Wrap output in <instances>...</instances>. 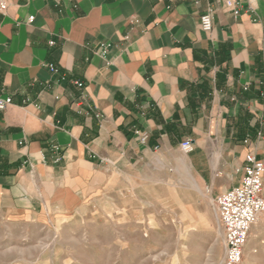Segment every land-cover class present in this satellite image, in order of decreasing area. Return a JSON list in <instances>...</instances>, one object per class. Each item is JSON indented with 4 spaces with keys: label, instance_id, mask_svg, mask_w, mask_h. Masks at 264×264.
<instances>
[{
    "label": "crops",
    "instance_id": "crops-1",
    "mask_svg": "<svg viewBox=\"0 0 264 264\" xmlns=\"http://www.w3.org/2000/svg\"><path fill=\"white\" fill-rule=\"evenodd\" d=\"M227 1L8 0L0 212L32 213L58 174L129 168L186 138L213 196L238 186L248 152L264 161V0H236L238 15Z\"/></svg>",
    "mask_w": 264,
    "mask_h": 264
},
{
    "label": "rangeland",
    "instance_id": "rangeland-1",
    "mask_svg": "<svg viewBox=\"0 0 264 264\" xmlns=\"http://www.w3.org/2000/svg\"><path fill=\"white\" fill-rule=\"evenodd\" d=\"M58 174L32 213L0 212V264H219L213 195L180 148ZM80 174V175H75ZM239 264H264V218Z\"/></svg>",
    "mask_w": 264,
    "mask_h": 264
},
{
    "label": "built area",
    "instance_id": "built-area-1",
    "mask_svg": "<svg viewBox=\"0 0 264 264\" xmlns=\"http://www.w3.org/2000/svg\"><path fill=\"white\" fill-rule=\"evenodd\" d=\"M227 7L234 14H239L236 0H228ZM8 9V0H0V17ZM213 13L214 8L210 6L200 17V28L205 32L213 29ZM50 44L54 45L55 41H50ZM48 67L52 72L58 71L55 63H48ZM76 84L83 87L81 81H76ZM12 103V96L0 94V112ZM142 140L146 141V136ZM55 148L58 149V146ZM180 149L186 153L192 152L193 140H182ZM242 170L243 177L238 186L213 197L215 211L224 231V255L219 264H239L242 261L251 230L264 214V161L254 152H248ZM207 189L211 192L210 188Z\"/></svg>",
    "mask_w": 264,
    "mask_h": 264
},
{
    "label": "trees",
    "instance_id": "trees-1",
    "mask_svg": "<svg viewBox=\"0 0 264 264\" xmlns=\"http://www.w3.org/2000/svg\"><path fill=\"white\" fill-rule=\"evenodd\" d=\"M254 132V133H253ZM252 133H247V137H252L255 133H257V131H253ZM6 158L2 155H0V168H4V165H6ZM2 170V169H0Z\"/></svg>",
    "mask_w": 264,
    "mask_h": 264
},
{
    "label": "bare ground",
    "instance_id": "bare-ground-1",
    "mask_svg": "<svg viewBox=\"0 0 264 264\" xmlns=\"http://www.w3.org/2000/svg\"><path fill=\"white\" fill-rule=\"evenodd\" d=\"M250 235H251V233H250ZM250 235H249V237H250ZM249 240V239H248Z\"/></svg>",
    "mask_w": 264,
    "mask_h": 264
}]
</instances>
